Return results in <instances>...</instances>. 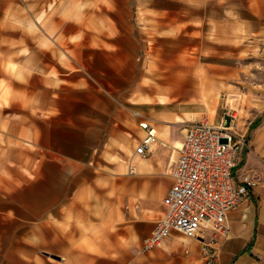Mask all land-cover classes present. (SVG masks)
Returning <instances> with one entry per match:
<instances>
[{"label": "rangeland", "instance_id": "1", "mask_svg": "<svg viewBox=\"0 0 264 264\" xmlns=\"http://www.w3.org/2000/svg\"><path fill=\"white\" fill-rule=\"evenodd\" d=\"M191 4L194 7L189 0H0V235L37 232L41 217L53 218L56 206L73 199L81 188L86 194L98 191L101 177H110L112 185L122 178V185H132L136 173H129L128 165L141 137L132 99L120 104L127 112L122 137L113 144L88 146L85 163L93 169L82 168V163L74 167V162L63 172L52 159L62 141V124L88 110V83L97 69L107 68L92 58L110 55L119 62L110 73L120 69L127 94L152 69L176 63L174 42L192 65L230 57L236 66L262 68L264 0ZM188 8L194 13L187 31H171L170 20H182ZM104 13L110 15L107 33L112 44L98 49L92 45L98 33L93 24ZM221 111L219 107L216 123ZM236 120L237 115L234 129L242 134ZM119 197L122 209L140 199L139 194L112 191V201Z\"/></svg>", "mask_w": 264, "mask_h": 264}, {"label": "crops", "instance_id": "2", "mask_svg": "<svg viewBox=\"0 0 264 264\" xmlns=\"http://www.w3.org/2000/svg\"><path fill=\"white\" fill-rule=\"evenodd\" d=\"M189 1L191 7V3L198 6L202 2ZM190 8L182 20H170L171 31H187L194 13ZM211 11V16L217 15L216 9ZM100 18H93L98 33L92 45L109 49L110 15L104 13ZM178 48L174 42L176 63L152 69L130 94L125 76L117 72L120 69L114 67L113 76L110 73L111 66L119 65L117 60L110 55L92 58L94 64L107 68L97 69L88 83V110L62 124V141L52 159L63 172L74 162V167L82 163V168L93 169L85 163L88 146L113 144L122 137L127 112L120 104L127 99H132L140 118L156 128V147L153 145L146 156L137 155L134 147L129 163L136 167L132 185H122L126 182L123 178L112 185L110 177H101L98 191L86 194L87 189L81 188L73 199L56 206L53 218L41 217L37 232L0 235V264H204L199 240L177 232L165 246L144 252L141 245L165 211L162 199L173 183L171 169L185 127L206 114L217 124L219 107L222 113L226 107L238 112L236 126L247 142L239 152L234 173L256 174L257 184L229 213L228 234L215 245L214 264H264V42L262 68L258 70L236 66L230 57L192 65ZM239 82H245L244 87ZM143 134L141 130L137 143ZM112 191L139 194V202L122 209L121 197L112 201Z\"/></svg>", "mask_w": 264, "mask_h": 264}, {"label": "built area", "instance_id": "3", "mask_svg": "<svg viewBox=\"0 0 264 264\" xmlns=\"http://www.w3.org/2000/svg\"><path fill=\"white\" fill-rule=\"evenodd\" d=\"M143 136L135 153L146 156L157 143L156 128L134 112ZM236 114L225 108L217 124L204 117L190 122L171 169L172 185L162 199L165 207L153 231L141 245L142 251L165 246L173 232L196 238L206 263L215 260V245L228 234V215L257 184L256 174H235L244 135L234 129ZM128 172L135 173L134 164Z\"/></svg>", "mask_w": 264, "mask_h": 264}, {"label": "trees", "instance_id": "4", "mask_svg": "<svg viewBox=\"0 0 264 264\" xmlns=\"http://www.w3.org/2000/svg\"><path fill=\"white\" fill-rule=\"evenodd\" d=\"M259 121H260V118L257 119V120H255V121L253 122L252 126H255Z\"/></svg>", "mask_w": 264, "mask_h": 264}, {"label": "bare ground", "instance_id": "5", "mask_svg": "<svg viewBox=\"0 0 264 264\" xmlns=\"http://www.w3.org/2000/svg\"><path fill=\"white\" fill-rule=\"evenodd\" d=\"M178 145L180 146V144L178 143Z\"/></svg>", "mask_w": 264, "mask_h": 264}]
</instances>
